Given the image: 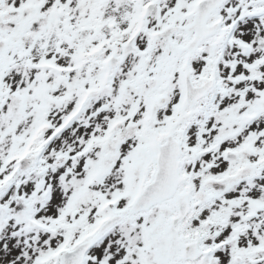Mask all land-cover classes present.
I'll return each mask as SVG.
<instances>
[{
	"label": "snow or ice",
	"instance_id": "obj_1",
	"mask_svg": "<svg viewBox=\"0 0 264 264\" xmlns=\"http://www.w3.org/2000/svg\"><path fill=\"white\" fill-rule=\"evenodd\" d=\"M0 264H264V0H0Z\"/></svg>",
	"mask_w": 264,
	"mask_h": 264
}]
</instances>
